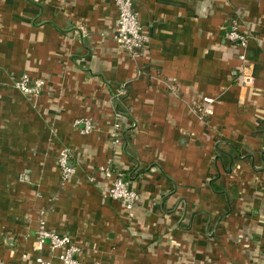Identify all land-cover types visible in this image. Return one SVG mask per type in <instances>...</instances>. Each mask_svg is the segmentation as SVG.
Here are the masks:
<instances>
[{"label":"crops","instance_id":"crops-1","mask_svg":"<svg viewBox=\"0 0 264 264\" xmlns=\"http://www.w3.org/2000/svg\"><path fill=\"white\" fill-rule=\"evenodd\" d=\"M133 8L149 37L138 59L113 39L111 0H0V264H60L36 249L40 222L71 237L80 264H264V0ZM24 76L44 81L38 97L12 87ZM108 166L140 197L131 220L103 198Z\"/></svg>","mask_w":264,"mask_h":264},{"label":"built area","instance_id":"built-area-1","mask_svg":"<svg viewBox=\"0 0 264 264\" xmlns=\"http://www.w3.org/2000/svg\"><path fill=\"white\" fill-rule=\"evenodd\" d=\"M115 6L117 12L116 27L113 39L117 44V47L126 55L133 59H138L142 56L149 42V37L146 35L140 23L137 19V14L134 11V0H111ZM226 39L230 43H238L240 49L246 47V39L243 35L237 32L235 25L231 26ZM238 59L242 62L241 76L238 78V83L241 86L249 85L252 82L251 75L245 66V56L241 52ZM44 86L42 79L29 82L27 77H22L17 81H13L12 87L18 90L25 97L36 98L41 93ZM119 95H125L122 89L119 91ZM212 100L203 97L200 101V108H198L201 115L210 116L212 111L210 105ZM203 105H205L203 107ZM73 126L76 127L81 135H87L92 130V124L88 119H76L73 122ZM121 126L119 123H115L113 126V144L118 145L121 142ZM69 152L63 149L59 152L57 158V164L62 180L71 178L75 169L69 162ZM102 174L105 178L111 179L109 186L107 187L103 198L105 200H112L122 204L126 211V217L131 220L134 216L135 207L140 201V197L137 192L129 186L127 180L123 175L114 173L108 166L102 169ZM48 246L52 255L59 261L60 264H80L81 249L74 243L68 235H60L54 232L48 231L43 222L39 223V228L35 232V246L37 250H42L44 246ZM36 264H52L51 260L37 257Z\"/></svg>","mask_w":264,"mask_h":264},{"label":"trees","instance_id":"trees-1","mask_svg":"<svg viewBox=\"0 0 264 264\" xmlns=\"http://www.w3.org/2000/svg\"><path fill=\"white\" fill-rule=\"evenodd\" d=\"M123 90H125V88H123ZM125 92H126V91H125ZM125 94H126V93H125ZM124 98H125V96H124L123 98H120V99H121V100H122V99L125 100ZM123 100H122V101H123ZM117 112L121 113V110L118 108V106H117ZM257 125H258V126H257V128H256V131H255L254 135H255V136H258V137H263V136H264V120L259 121ZM134 174H135L136 176H138L140 173H139L138 171H136ZM123 177H124L125 180H127V178H126L125 176H123Z\"/></svg>","mask_w":264,"mask_h":264}]
</instances>
